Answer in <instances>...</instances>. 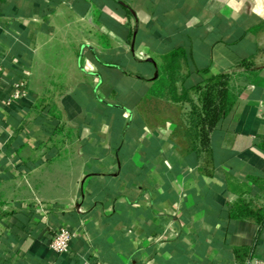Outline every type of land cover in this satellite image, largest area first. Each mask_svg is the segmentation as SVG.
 I'll use <instances>...</instances> for the list:
<instances>
[{
    "label": "crops",
    "instance_id": "crops-1",
    "mask_svg": "<svg viewBox=\"0 0 264 264\" xmlns=\"http://www.w3.org/2000/svg\"><path fill=\"white\" fill-rule=\"evenodd\" d=\"M181 49L192 71L240 72L236 121L202 167L179 110L147 101ZM0 68V264L264 259V232L231 217L242 200L264 211V0H0ZM33 202L55 210L12 216ZM62 228L67 255L49 249Z\"/></svg>",
    "mask_w": 264,
    "mask_h": 264
},
{
    "label": "trees",
    "instance_id": "trees-1",
    "mask_svg": "<svg viewBox=\"0 0 264 264\" xmlns=\"http://www.w3.org/2000/svg\"><path fill=\"white\" fill-rule=\"evenodd\" d=\"M155 87L148 102H165L179 110L176 139L183 142L186 152L196 156L200 167L213 160V141L218 133H229L236 121L235 108L242 88L237 86L238 71L208 76L209 69L192 71L189 55L185 50H177L161 59ZM251 61H242L239 67H246ZM248 76L257 71L247 69ZM193 80V85H189ZM0 222L8 215L3 210ZM12 216L24 225L33 220V213L19 208ZM235 220L254 221L264 232V211L256 210L251 203L240 201L231 210ZM10 242V239L8 240ZM6 248L9 244L4 242ZM3 251H0V254Z\"/></svg>",
    "mask_w": 264,
    "mask_h": 264
},
{
    "label": "built area",
    "instance_id": "built-area-1",
    "mask_svg": "<svg viewBox=\"0 0 264 264\" xmlns=\"http://www.w3.org/2000/svg\"><path fill=\"white\" fill-rule=\"evenodd\" d=\"M144 57V54L140 55ZM1 74V68H0ZM27 79L22 78L16 84V90L13 95V99H11L8 104H11L12 101L18 100L22 97V90L26 87ZM24 210L33 213V219L38 217H47L52 212H54L55 208L50 207L42 202H33L28 203L24 206ZM73 240V234L70 230L65 228L58 229L53 231L52 237L49 242V249L58 255H67L71 250V244ZM86 264H102L98 259L92 260ZM251 264H264V259H254Z\"/></svg>",
    "mask_w": 264,
    "mask_h": 264
},
{
    "label": "rangeland",
    "instance_id": "rangeland-1",
    "mask_svg": "<svg viewBox=\"0 0 264 264\" xmlns=\"http://www.w3.org/2000/svg\"><path fill=\"white\" fill-rule=\"evenodd\" d=\"M0 194H1V192H0ZM4 203L3 202H1L0 201V217H1V215H2V213L4 212L3 210H4Z\"/></svg>",
    "mask_w": 264,
    "mask_h": 264
},
{
    "label": "clouds",
    "instance_id": "clouds-1",
    "mask_svg": "<svg viewBox=\"0 0 264 264\" xmlns=\"http://www.w3.org/2000/svg\"><path fill=\"white\" fill-rule=\"evenodd\" d=\"M232 2L234 3L235 2V0H232ZM253 11H256L255 9H253Z\"/></svg>",
    "mask_w": 264,
    "mask_h": 264
}]
</instances>
